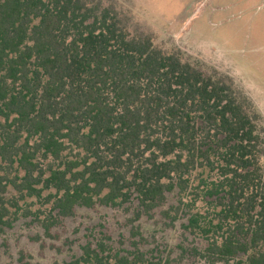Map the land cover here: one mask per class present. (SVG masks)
Segmentation results:
<instances>
[{
  "label": "trees",
  "instance_id": "trees-1",
  "mask_svg": "<svg viewBox=\"0 0 264 264\" xmlns=\"http://www.w3.org/2000/svg\"><path fill=\"white\" fill-rule=\"evenodd\" d=\"M0 118V155L24 171L11 182L28 196L53 189L59 216L131 189L149 207L196 172L206 209L185 227L207 241L201 257L264 264V126L251 99L229 74L130 34L114 7L0 0Z\"/></svg>",
  "mask_w": 264,
  "mask_h": 264
},
{
  "label": "rangeland",
  "instance_id": "rangeland-1",
  "mask_svg": "<svg viewBox=\"0 0 264 264\" xmlns=\"http://www.w3.org/2000/svg\"><path fill=\"white\" fill-rule=\"evenodd\" d=\"M96 1L114 7L130 34H148L163 50L229 74L264 126V0ZM5 128L0 118V139ZM23 174L0 155V264H212L200 255L207 241L185 227L191 213L206 209L196 172L182 186L174 177L149 207L131 189L117 204L76 206L66 217L53 209V189L38 196L18 191L11 181Z\"/></svg>",
  "mask_w": 264,
  "mask_h": 264
}]
</instances>
